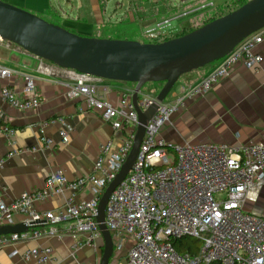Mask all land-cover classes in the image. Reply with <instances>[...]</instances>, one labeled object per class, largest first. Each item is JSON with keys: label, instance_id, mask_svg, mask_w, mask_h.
<instances>
[{"label": "built area", "instance_id": "obj_1", "mask_svg": "<svg viewBox=\"0 0 264 264\" xmlns=\"http://www.w3.org/2000/svg\"><path fill=\"white\" fill-rule=\"evenodd\" d=\"M186 11L175 16L190 12ZM175 16L142 27L141 35L146 39L142 42L167 40ZM0 40L7 41L1 37ZM262 42L264 27L215 61L213 70L199 81L182 84L179 89L174 86L169 100L160 101L156 93L141 92L138 103L142 110L153 104L157 105V110L147 125L133 168L107 203L105 223L114 243L110 264H264V216L245 208L247 201L258 200L264 188V142L173 144L160 136L162 127L171 121L175 111L186 106L187 99L210 92L237 65L259 69L264 57L254 49ZM69 70L75 73V81L68 84V95L84 97L88 107L113 126L115 135L101 145L89 174L69 179L62 171H53L41 188L25 192L11 203L0 202V227L19 223L27 226L24 232L0 234V247L13 246L30 238L62 239L66 235L73 239V252L86 245L104 247L97 219L98 205L134 144L139 126L133 102L135 89L124 91L115 104L99 93L98 83L102 78ZM14 74L16 71L0 66L2 78ZM22 78L23 92L3 85L1 99L19 110H37L42 101L35 94L36 78L30 73H22ZM4 118L0 108V131L13 136L16 131L4 123ZM56 122L65 120L60 117L39 123L46 148L53 144L46 129ZM74 131L75 127L69 125L62 129L63 143L70 141ZM2 163L0 161V166ZM85 190L91 192L90 197L83 196ZM52 195L63 197L59 207L36 208L37 202ZM187 235L203 240L198 254L177 250L173 241ZM16 253L14 251L13 255ZM52 254V247L43 246L27 249L22 256L25 261L48 263Z\"/></svg>", "mask_w": 264, "mask_h": 264}, {"label": "crops", "instance_id": "obj_2", "mask_svg": "<svg viewBox=\"0 0 264 264\" xmlns=\"http://www.w3.org/2000/svg\"><path fill=\"white\" fill-rule=\"evenodd\" d=\"M4 1L53 23L60 19L59 25L80 35L104 37L95 33L102 32L101 29L106 24L104 10L109 0ZM232 1L223 0L224 3L220 6ZM187 2L188 0H182L179 5ZM133 3V0H129V5ZM170 3L175 7L172 0ZM212 3L217 5L215 1ZM194 12L195 9H192L188 14L191 16ZM189 29L190 26L184 28ZM254 50L264 57V42ZM215 64L192 71L187 76V81H199L213 70ZM0 66L16 71L10 77L0 76V91L3 85H8L22 93V73H30L37 82L35 94L42 101L37 110L23 111L2 101L0 96V108L5 114L4 123L16 131L13 136L0 131V161H3L0 166V202L11 203L23 193L41 188L46 177L53 171H62L69 179L89 174L99 156L101 145L115 135V130L103 120L99 112L88 107L84 97L72 98L68 95V84L74 83L75 73L41 60L16 44L1 40ZM135 85L131 82L102 79L98 83V91L117 104L121 94L135 89ZM60 117L65 122H56L46 129L47 137L53 142L46 148L39 123ZM68 125L75 127V131L71 134L70 141L63 143L60 132ZM160 136L173 144L223 142L240 145L253 141L264 142V59L259 69L237 65L210 92L187 99L186 106L173 113L171 121L162 128ZM14 151L13 155H9ZM83 196L88 198L91 192L85 190ZM63 201L61 195H52L37 202L35 206L40 210L54 209ZM245 208L264 216V188L261 189L258 200L247 201ZM72 244L73 239L69 235L62 239L45 236L30 238L13 246L0 247V264L100 263L103 247L97 249L86 245L73 252ZM43 246L53 249L48 263L23 259L22 253L27 249ZM14 251L18 253L13 255Z\"/></svg>", "mask_w": 264, "mask_h": 264}, {"label": "water", "instance_id": "obj_3", "mask_svg": "<svg viewBox=\"0 0 264 264\" xmlns=\"http://www.w3.org/2000/svg\"><path fill=\"white\" fill-rule=\"evenodd\" d=\"M264 27V0H248L239 8L183 35L161 42L83 36L38 14L0 0V37L28 53L62 68L102 79L135 83L133 102L139 115L132 150L98 205L97 219L104 247L99 264H110L114 243L105 223L106 207L115 188L126 178L140 152L147 125L157 110H142L138 100L149 82H162L157 98H167L180 77L220 60L240 42ZM25 223L0 227V234L24 232Z\"/></svg>", "mask_w": 264, "mask_h": 264}, {"label": "rangeland", "instance_id": "obj_4", "mask_svg": "<svg viewBox=\"0 0 264 264\" xmlns=\"http://www.w3.org/2000/svg\"><path fill=\"white\" fill-rule=\"evenodd\" d=\"M137 1V0H136ZM156 0H150L149 2H135L133 5H129V0H109V3L106 4L105 10H104V15H105V20L106 21H112V22H117L118 19L123 17V22L124 23H134L139 27L143 25V23H149L152 19H148V15H146L145 20H141V17L144 16L148 12H152L154 8L153 2ZM160 1V0H159ZM162 1V0H161ZM160 1L159 4H162ZM174 7V12L170 16H175L176 14H179L183 11H190L192 9H195V12L190 16L189 14L186 16H175L172 17L173 21L171 23V26L167 32V39L174 38L178 35V31L182 32L184 31V28L187 26L192 27V25L196 23H201L204 21L206 18H208L210 15L213 14V12H216L220 10L221 7L220 5L223 4V0H188L187 3H183V5H179L182 3V0H172ZM216 2L217 5L214 3V5H210L211 2ZM136 3V4H135ZM132 4V2H131ZM202 5H207L205 8H201ZM220 6V7H219ZM158 11V10H154ZM159 11L161 14H164L166 11L164 10V6L159 7ZM186 11V12H187ZM124 14V15H123ZM60 20V19H59ZM59 20H56L57 24L60 23ZM122 21V20H121ZM52 22V21H51ZM121 22L119 21L116 25H119ZM116 25H111V26H106L102 27V32L100 31L99 33L96 32L95 34L100 36H112L116 37L119 36V33L117 32V27ZM143 27V26H142ZM141 27V28H142ZM140 39V41L146 40L142 35H141V29L139 28V31H137L135 37ZM218 61V60H217ZM216 61V62H217ZM215 63V61H214ZM212 63L206 65L205 67L199 68V69H205L207 66H210ZM195 71V70H194ZM191 73V72H190ZM189 73L184 74L180 77L178 82L175 85L174 89H179V86L182 84L188 85L190 84L189 81H187V76ZM163 87L162 82H149L144 87L142 88L143 92H150V93H156L158 95L159 91ZM166 100H169V97L167 96ZM164 127V126H163ZM162 127V128H163ZM162 130V129H161ZM161 135V131H160ZM174 151L171 150L170 154H173ZM130 240V239H129ZM175 241H178V243L175 244ZM175 246L177 247V250L179 252L185 253L189 252L192 255H196L200 252L204 242L201 238L195 237V236H183L179 239H175L174 241Z\"/></svg>", "mask_w": 264, "mask_h": 264}, {"label": "trees", "instance_id": "obj_5", "mask_svg": "<svg viewBox=\"0 0 264 264\" xmlns=\"http://www.w3.org/2000/svg\"><path fill=\"white\" fill-rule=\"evenodd\" d=\"M137 1H139V2H149L150 0H137ZM137 1L135 0V2H137ZM160 1L159 0L154 1L153 2V4H154L153 11L152 12H148L144 16L141 17V20H145L146 15L149 14L148 15V19H152L149 23H143V25H142L143 27L150 26V25L154 24L156 21H158V20H160V19H162L164 17L170 16L174 12V7L170 3V0H162L161 2L164 5L159 4ZM247 1L248 0H233L232 2L228 3L225 7L221 8L220 10H218L216 12H213L212 15H210L208 18H206L201 23L198 22V23L192 25V27L189 30H184L182 32H179L177 36H180V35H183L185 33H188V32H190V31L202 26L203 24H205V23H207L209 21H212V20H214V19H216L218 17H221V16H223V15H225L227 13H230L231 11H233V10L239 8L240 6H242ZM133 2H134V0H133ZM162 6H164V10L166 11L164 14H161L160 11H159V7H162ZM154 10H158V11H154ZM119 21L121 23L119 25H116ZM54 23H56V22H54ZM111 25L112 26L113 25L118 26L117 27L118 28L117 32L119 33V36H116V37L104 36V37L122 38V39H135V40H139L140 41L138 36L135 37V35H136L137 31H139V28L141 29L142 26L138 28V26L136 24H134V23H124L123 22V17L118 19L117 22L106 21V24H105L104 27L111 26ZM176 243H178V241H175V244Z\"/></svg>", "mask_w": 264, "mask_h": 264}]
</instances>
